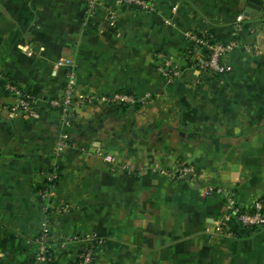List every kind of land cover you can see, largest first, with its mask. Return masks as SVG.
Instances as JSON below:
<instances>
[{
    "label": "crops",
    "instance_id": "crops-1",
    "mask_svg": "<svg viewBox=\"0 0 264 264\" xmlns=\"http://www.w3.org/2000/svg\"><path fill=\"white\" fill-rule=\"evenodd\" d=\"M87 1L0 0V264H33L44 227L55 264H73L87 236L99 239L92 264H264V228L224 218V195L202 193L231 191L245 210L264 201V0L258 15L245 13L248 0H149L151 12L95 0L91 14ZM188 32L237 40L226 75L203 74L206 50ZM159 54L178 79L157 74ZM60 59L73 61L81 96L136 103L97 101L63 127L49 105L64 84ZM7 80L34 93L32 114H10ZM63 131L70 143L56 159ZM54 165L42 203L36 188ZM180 166L195 176L157 173Z\"/></svg>",
    "mask_w": 264,
    "mask_h": 264
},
{
    "label": "built area",
    "instance_id": "built-area-1",
    "mask_svg": "<svg viewBox=\"0 0 264 264\" xmlns=\"http://www.w3.org/2000/svg\"><path fill=\"white\" fill-rule=\"evenodd\" d=\"M115 4L119 7L134 8L142 12H151L154 10V5L149 0H115ZM95 0H88V12L91 14L97 7ZM242 17L236 19V26L240 23ZM108 22L114 26L115 17L110 14ZM186 39L193 50H206V57L200 65L203 74L224 76L229 71L227 59L229 55L238 46L237 40H231L225 43L213 41L211 35L206 33H186ZM248 51L249 49L246 48ZM156 72L164 80L173 82L180 77L179 69L173 65L170 60L163 54L157 56ZM57 66L64 69V84L61 94L58 99L49 101L52 109L58 112L60 122L63 127L67 128L75 120L76 111L84 106L93 105L95 102H111L114 104L134 105L135 99L128 94L116 93L110 98L101 96L97 99L91 97H83L76 91V74L74 63L69 59H60ZM4 91L15 98L14 105L9 109L11 115H29L32 114L36 96L23 92L16 85L10 83L8 80L3 85ZM69 134L65 131L61 132L53 151V157L58 158L60 154L69 147ZM104 162L108 165L111 171L115 169L116 161L113 157L97 153ZM157 173L161 176L167 177L171 181H184L187 176H195V169L192 166H180L176 169L165 170L158 169ZM60 177L59 168L54 165L50 171L45 175L47 187L40 191L37 195L42 203L48 202L53 195V192L58 184ZM205 196L210 194H222L225 198V217L233 218L240 226L244 228H264V203L256 202L249 210L241 211L236 203L235 196L231 191H224L219 188L205 187L202 190ZM45 212L47 207H44ZM37 252L33 260V264H55L52 259L50 246L48 244V230L43 228L37 240ZM81 249L77 255L76 261L73 264H92L94 259V250L99 243L96 237L87 236L79 240Z\"/></svg>",
    "mask_w": 264,
    "mask_h": 264
},
{
    "label": "water",
    "instance_id": "water-1",
    "mask_svg": "<svg viewBox=\"0 0 264 264\" xmlns=\"http://www.w3.org/2000/svg\"><path fill=\"white\" fill-rule=\"evenodd\" d=\"M261 7V0H248L245 13L249 15H258ZM186 179H190V176H187Z\"/></svg>",
    "mask_w": 264,
    "mask_h": 264
},
{
    "label": "trees",
    "instance_id": "trees-1",
    "mask_svg": "<svg viewBox=\"0 0 264 264\" xmlns=\"http://www.w3.org/2000/svg\"><path fill=\"white\" fill-rule=\"evenodd\" d=\"M212 38H213V37H212ZM213 41H216V40L213 38ZM208 75H210V74H208ZM212 76H218V75H212ZM23 92H25V93H27V94H30V95H33V96H34V93H33V92L24 91V90H23ZM119 106H120V107H128V106H130V105L120 104ZM46 184H47V183H46L45 178H44V179H43V182H42V183L36 188V192H35V193L38 194L40 191L45 190V188L47 187ZM261 202L264 203L263 200H262ZM241 211L244 212L245 209H242V208H241ZM250 229H253V228H250Z\"/></svg>",
    "mask_w": 264,
    "mask_h": 264
}]
</instances>
